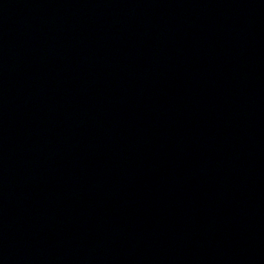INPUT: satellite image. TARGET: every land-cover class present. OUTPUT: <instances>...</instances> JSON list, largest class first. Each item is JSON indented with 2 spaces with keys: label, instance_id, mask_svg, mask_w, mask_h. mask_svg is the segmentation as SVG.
<instances>
[{
  "label": "water",
  "instance_id": "water-1",
  "mask_svg": "<svg viewBox=\"0 0 264 264\" xmlns=\"http://www.w3.org/2000/svg\"><path fill=\"white\" fill-rule=\"evenodd\" d=\"M0 264H264V0H0Z\"/></svg>",
  "mask_w": 264,
  "mask_h": 264
}]
</instances>
